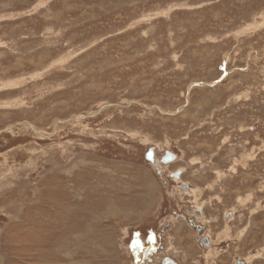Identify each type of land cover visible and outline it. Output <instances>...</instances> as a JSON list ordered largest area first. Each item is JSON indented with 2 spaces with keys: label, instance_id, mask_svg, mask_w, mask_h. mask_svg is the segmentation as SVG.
<instances>
[{
  "label": "rangeland",
  "instance_id": "rangeland-1",
  "mask_svg": "<svg viewBox=\"0 0 264 264\" xmlns=\"http://www.w3.org/2000/svg\"><path fill=\"white\" fill-rule=\"evenodd\" d=\"M158 232L145 264H264V0H0V264Z\"/></svg>",
  "mask_w": 264,
  "mask_h": 264
},
{
  "label": "flooded vegetation",
  "instance_id": "flooded-vegetation-1",
  "mask_svg": "<svg viewBox=\"0 0 264 264\" xmlns=\"http://www.w3.org/2000/svg\"><path fill=\"white\" fill-rule=\"evenodd\" d=\"M169 157L168 156H164L163 159L162 157H160L158 159V165L159 166H164V165H169L170 163H172V161H164L165 159H167ZM147 158L149 159L150 162H152V164L156 163V159H155V154L154 152L151 154L147 153ZM174 161V160H173ZM175 177V180H179L181 177L178 176H173ZM187 189V186H185ZM195 213L197 214H202V211L200 209H195ZM189 227L191 229H193V232L196 231V238L205 246V247H210L211 244V240L208 238V236H201V233L204 231V227L199 225L196 221H195V216H192L190 221H189ZM195 230V231H194ZM161 236V233H155L153 238H148L147 241L148 243L146 244V242L144 243H137V240H135L133 242V244L131 245V250L134 253L133 259L136 262V264H145V261L150 260V262H154V258H152V255H155L159 252V249L163 247L162 244L157 243L156 240ZM137 239V238H135ZM146 244V246H145ZM165 261L168 262H172L175 264H179L174 258L170 257V256H166L164 258H161V261L159 264H165ZM240 262H243L244 264L245 261L239 259L236 261V264H239Z\"/></svg>",
  "mask_w": 264,
  "mask_h": 264
},
{
  "label": "water",
  "instance_id": "water-1",
  "mask_svg": "<svg viewBox=\"0 0 264 264\" xmlns=\"http://www.w3.org/2000/svg\"><path fill=\"white\" fill-rule=\"evenodd\" d=\"M153 153V150H151V152L149 153L150 154V157H151V154ZM169 157L167 159H165L164 161H167V160H174L176 158V155L169 152ZM167 154V156H168ZM165 264H175V263H172V262H168V261H165ZM239 264H244L243 262H240Z\"/></svg>",
  "mask_w": 264,
  "mask_h": 264
},
{
  "label": "bare ground",
  "instance_id": "bare-ground-1",
  "mask_svg": "<svg viewBox=\"0 0 264 264\" xmlns=\"http://www.w3.org/2000/svg\"><path fill=\"white\" fill-rule=\"evenodd\" d=\"M169 161H173V160H169ZM236 264V263H235Z\"/></svg>",
  "mask_w": 264,
  "mask_h": 264
}]
</instances>
